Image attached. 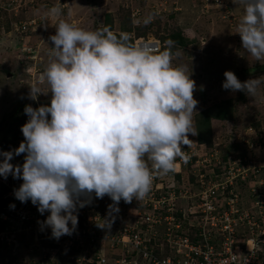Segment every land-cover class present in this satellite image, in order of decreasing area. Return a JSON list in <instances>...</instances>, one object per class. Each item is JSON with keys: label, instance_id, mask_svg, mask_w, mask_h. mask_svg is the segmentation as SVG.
Listing matches in <instances>:
<instances>
[{"label": "clouds", "instance_id": "9594fccd", "mask_svg": "<svg viewBox=\"0 0 264 264\" xmlns=\"http://www.w3.org/2000/svg\"><path fill=\"white\" fill-rule=\"evenodd\" d=\"M233 3L243 4L235 32L243 49L255 60H264V0ZM62 14L58 5L46 13L45 21L56 20L51 23L56 31L49 37V60L29 85V99L50 93V103L26 105L23 140L14 142L15 149L0 151V176L23 181L13 190L15 198L21 203L30 200L41 215L49 213L38 224L41 230L50 228L56 240L76 231L78 210L93 196L110 197L105 222L97 223L110 230L121 200H144L157 176L175 172L177 158L186 162L182 149L191 144L189 134L197 135L193 120L198 104L190 73L172 63L171 42L145 38L159 40L157 49L134 43L129 33L117 34L107 26L79 28L60 19ZM152 19L149 15L143 23ZM13 26L20 33L27 29ZM224 77L225 90L252 97L264 83L260 78L240 81L231 70ZM21 154L23 163L13 164V157ZM2 248L1 264L12 263L23 249Z\"/></svg>", "mask_w": 264, "mask_h": 264}, {"label": "rangeland", "instance_id": "374dc122", "mask_svg": "<svg viewBox=\"0 0 264 264\" xmlns=\"http://www.w3.org/2000/svg\"><path fill=\"white\" fill-rule=\"evenodd\" d=\"M4 1L0 0V4ZM51 1L49 9L57 5L62 8L60 19L85 30L94 31L107 26L117 34L121 31L129 33L131 40L144 37L160 39L161 42L169 33L181 31L188 41L185 46L171 42L172 63L183 66L196 83L194 97L198 104L193 123L197 133L199 130L205 133L202 141L198 140V135L189 134L191 144L182 149L188 157L186 162H181L184 180L187 182L188 176L193 180L192 174H204V170L227 174L229 162L232 166L234 161L240 160L238 166L243 164V168L249 167V170L240 169L245 180L237 177L235 171L238 182L233 187L258 215L256 204L260 199L264 202V83L253 97L222 87L226 70L233 71L240 81L250 78L264 81V60L251 57L243 49L241 37L235 33L243 15V4H235L233 0ZM14 7L15 13H7L3 6L0 7V151L15 149L14 142L23 140L21 126L28 119L25 106L48 104L51 96L50 93L40 95L33 101L28 98V93L29 85L49 60L52 46L49 37L56 31L51 23L56 20L45 21L43 29L26 24L27 29L20 33L13 26H19V20L29 22L37 15L46 20L42 13L49 9H45L40 0H17ZM149 15L153 16L152 21L144 24V18ZM198 158L205 166L195 164ZM255 166H258V172L254 170ZM188 185L192 187V184ZM8 186L9 183H3L0 176V202L3 204ZM263 215L264 211L261 212Z\"/></svg>", "mask_w": 264, "mask_h": 264}, {"label": "built area", "instance_id": "2783aa9c", "mask_svg": "<svg viewBox=\"0 0 264 264\" xmlns=\"http://www.w3.org/2000/svg\"><path fill=\"white\" fill-rule=\"evenodd\" d=\"M40 2L45 9L52 4L51 0ZM16 3L5 0L0 7L16 11ZM37 16L23 21L21 28L45 24ZM134 43H150L157 49L161 45L159 40L143 37ZM23 160L21 154L11 162L22 164ZM181 162V158L176 161L175 172L153 180L144 200L133 199L130 204L121 200L110 230L97 227L105 222L110 197H93V202L78 210L76 231L59 240L51 238L50 228L41 230L38 224L48 212L41 215L30 200L21 203L15 198L13 190L23 181L2 177L9 186L4 204L0 202V248L23 247L19 257L7 264H264L263 199L256 204L257 215L233 187L238 182L235 171L245 180L240 169L246 172L249 167L238 166L239 160L232 166L229 162L227 174L194 173L193 180L188 176L190 187L183 173L177 175L182 172ZM195 164L205 166L199 158Z\"/></svg>", "mask_w": 264, "mask_h": 264}, {"label": "trees", "instance_id": "16d2710c", "mask_svg": "<svg viewBox=\"0 0 264 264\" xmlns=\"http://www.w3.org/2000/svg\"><path fill=\"white\" fill-rule=\"evenodd\" d=\"M20 25V24H19ZM162 39H163V42L165 43V42H175L176 44H178L179 46H185L186 44H187V38L185 37V36H183V34L181 33V31L179 30V31H175V32H171V33H169L167 36H164V37H162ZM132 42H133V40H132ZM263 68V67H262ZM218 116H219V114H218ZM220 117V116H219ZM209 120V119H208ZM208 120L206 121V122H208ZM198 125V124H197ZM200 125V124H199ZM197 128L199 127V126H196ZM9 131H10V128H9ZM197 135H198V140L199 141H202V139H205L204 138V136H205V133H204V131H198V133H197ZM15 137H16V134H14L13 135V140H15ZM9 141H11V139L9 138L8 139ZM8 140H6L7 142H8ZM12 140V141H13ZM14 146V145H13ZM12 147V146H11ZM13 148V147H12ZM11 148V149H12ZM1 264V263H0Z\"/></svg>", "mask_w": 264, "mask_h": 264}]
</instances>
